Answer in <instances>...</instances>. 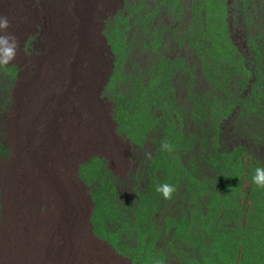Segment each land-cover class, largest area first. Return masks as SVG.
Instances as JSON below:
<instances>
[{
  "label": "rangeland",
  "instance_id": "1",
  "mask_svg": "<svg viewBox=\"0 0 264 264\" xmlns=\"http://www.w3.org/2000/svg\"><path fill=\"white\" fill-rule=\"evenodd\" d=\"M0 15V264H264V0Z\"/></svg>",
  "mask_w": 264,
  "mask_h": 264
},
{
  "label": "clouds",
  "instance_id": "2",
  "mask_svg": "<svg viewBox=\"0 0 264 264\" xmlns=\"http://www.w3.org/2000/svg\"><path fill=\"white\" fill-rule=\"evenodd\" d=\"M11 28V20L6 15H0V66L12 63L19 50V39L16 34L9 29ZM161 149L167 152L173 150V146L168 142L161 144ZM251 181L258 187L264 188V166H257ZM156 192L160 193L165 200H170L176 192L173 184L162 183L156 186Z\"/></svg>",
  "mask_w": 264,
  "mask_h": 264
},
{
  "label": "trees",
  "instance_id": "3",
  "mask_svg": "<svg viewBox=\"0 0 264 264\" xmlns=\"http://www.w3.org/2000/svg\"><path fill=\"white\" fill-rule=\"evenodd\" d=\"M0 114H1V116H2V111H0Z\"/></svg>",
  "mask_w": 264,
  "mask_h": 264
},
{
  "label": "bare ground",
  "instance_id": "4",
  "mask_svg": "<svg viewBox=\"0 0 264 264\" xmlns=\"http://www.w3.org/2000/svg\"><path fill=\"white\" fill-rule=\"evenodd\" d=\"M49 220V219H48Z\"/></svg>",
  "mask_w": 264,
  "mask_h": 264
}]
</instances>
